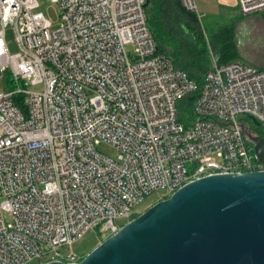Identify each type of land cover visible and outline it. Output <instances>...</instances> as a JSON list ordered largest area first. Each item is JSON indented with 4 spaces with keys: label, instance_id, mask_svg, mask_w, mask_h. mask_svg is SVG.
I'll use <instances>...</instances> for the list:
<instances>
[{
    "label": "built area",
    "instance_id": "obj_1",
    "mask_svg": "<svg viewBox=\"0 0 264 264\" xmlns=\"http://www.w3.org/2000/svg\"><path fill=\"white\" fill-rule=\"evenodd\" d=\"M52 1L55 30L38 0H0V264L78 262L76 241L113 234L151 192L264 169L246 134L264 129V68L213 59L198 84L158 50L145 0Z\"/></svg>",
    "mask_w": 264,
    "mask_h": 264
},
{
    "label": "water",
    "instance_id": "obj_2",
    "mask_svg": "<svg viewBox=\"0 0 264 264\" xmlns=\"http://www.w3.org/2000/svg\"><path fill=\"white\" fill-rule=\"evenodd\" d=\"M246 134L264 163V136ZM42 264H264V169L194 179L125 222L78 262Z\"/></svg>",
    "mask_w": 264,
    "mask_h": 264
},
{
    "label": "trees",
    "instance_id": "obj_3",
    "mask_svg": "<svg viewBox=\"0 0 264 264\" xmlns=\"http://www.w3.org/2000/svg\"><path fill=\"white\" fill-rule=\"evenodd\" d=\"M144 9L158 50L198 84L210 67V52L218 63L237 57L231 26L212 31L209 39H206L197 14L186 10L177 0H149ZM254 132L260 135L264 133L259 127ZM136 215L133 214V217Z\"/></svg>",
    "mask_w": 264,
    "mask_h": 264
},
{
    "label": "rangeland",
    "instance_id": "obj_4",
    "mask_svg": "<svg viewBox=\"0 0 264 264\" xmlns=\"http://www.w3.org/2000/svg\"><path fill=\"white\" fill-rule=\"evenodd\" d=\"M38 1L40 3V9L44 11L46 16L51 21L50 29L55 30L58 26V20H59V7L57 3L53 2L52 0H38ZM223 11L221 16H217L215 14L206 15L205 13H202V9L198 6L197 16L199 18V23L204 30L206 39H209V36L211 35L212 31H217V30L221 31V28L224 26V24L226 25V22H229V20L226 19L227 17L223 16ZM248 16L250 17V19L248 21L247 26L251 27L252 30L251 32L249 31L250 33H247L243 39H240V42L238 43V48L239 51H244V53H247L250 58L254 60L262 61L264 60V14H262V12H254V13H250ZM236 20L237 19L234 20L231 19V23L229 22L227 26L232 24L233 27H235ZM233 31L234 33L237 32V27H235ZM5 35L10 50L11 51L16 50L17 49L16 37L14 31L10 26L6 28ZM239 60L242 61V58H239ZM1 89H2V83L0 81V90ZM246 125L250 128L252 132L255 131L256 126H254L249 119H247ZM262 130L264 131V129ZM97 147L100 152L108 156L114 157L116 155L115 147L109 143L102 142L98 144ZM164 194H165L164 190L159 189L146 195L135 207L137 214L142 212L153 202L159 200V198L164 196ZM115 221L119 226H121L125 222H127V219L118 218ZM103 239H104L103 237L97 234L95 235V233L92 230H90L81 239L75 242L73 248L81 252V255L84 256L88 251H90ZM66 249L67 248L65 246L61 247L62 251H65ZM39 261L40 260L36 258L33 259L30 262V264H38Z\"/></svg>",
    "mask_w": 264,
    "mask_h": 264
},
{
    "label": "crops",
    "instance_id": "obj_5",
    "mask_svg": "<svg viewBox=\"0 0 264 264\" xmlns=\"http://www.w3.org/2000/svg\"><path fill=\"white\" fill-rule=\"evenodd\" d=\"M195 1L197 4V9L199 6L202 9V13H205L206 15L215 14L217 16H221L222 11L224 10L223 16L227 17L226 19L229 20L230 23H231V19L232 20L237 19L235 23V27H237V32L234 33L233 30L235 27H233L232 24L229 25L232 28L233 41L238 51L237 57H235V59L233 60L241 61L239 60V58H242V62L250 63L258 68H264V60L262 61L254 60L250 58L247 53H244V51H239L238 43L240 42V39H243L244 36H246L247 33H250L252 29L251 27L247 26L248 21L250 19L248 15L250 13L243 14L239 11L238 0H195ZM229 22H226V25L224 24V26H227ZM210 54H211L210 55V65H211L213 59L216 60V58L214 55H212L211 52ZM229 61H231V59Z\"/></svg>",
    "mask_w": 264,
    "mask_h": 264
}]
</instances>
